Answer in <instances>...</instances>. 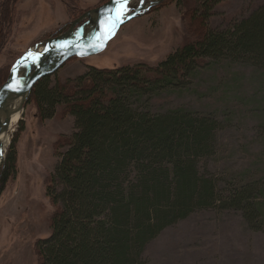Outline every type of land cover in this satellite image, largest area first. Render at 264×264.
I'll list each match as a JSON object with an SVG mask.
<instances>
[{"label": "trees", "instance_id": "16d2710c", "mask_svg": "<svg viewBox=\"0 0 264 264\" xmlns=\"http://www.w3.org/2000/svg\"><path fill=\"white\" fill-rule=\"evenodd\" d=\"M191 1L184 19L192 40L156 66L89 67L73 81L50 86L44 77L33 86L27 103L34 102L39 118L62 107L75 130L55 143L56 152L65 149L45 188L55 211L50 236L34 245L37 264H145V246L194 212L217 207L249 219L256 213L255 185L224 196L199 172V161L215 150L216 120L182 108L148 110V101L183 88L209 63L264 74V5L231 28L210 31L208 14L225 0ZM10 65L0 69V87ZM13 148L0 166V191L15 171Z\"/></svg>", "mask_w": 264, "mask_h": 264}, {"label": "rangeland", "instance_id": "374dc122", "mask_svg": "<svg viewBox=\"0 0 264 264\" xmlns=\"http://www.w3.org/2000/svg\"><path fill=\"white\" fill-rule=\"evenodd\" d=\"M106 1L16 0L6 8L5 0H0L1 16L5 17V9L8 16L7 24L0 26V69L7 70L30 47L64 33ZM149 2L153 0L145 4ZM192 5L191 0H163L151 11L140 12L104 52L70 59L48 76V83L73 81L89 67L156 66L192 40L184 19ZM263 5L264 0H225L209 12L206 25L210 31L231 28ZM128 10L132 12L130 5ZM147 103L151 113L182 108L216 120L215 150L199 161L200 174L215 179L224 196L230 188L251 184L257 195L251 219L239 210L217 207L194 212L150 241L141 260L145 264H264V74L249 66L209 63L197 68L183 88L164 91ZM74 132V120L62 107L41 120L33 101L23 105L5 148L4 160L14 143L16 160L14 174L0 191V264H37L34 245L50 236L55 211L45 188L60 161L57 154L65 149L56 152L55 143Z\"/></svg>", "mask_w": 264, "mask_h": 264}, {"label": "water", "instance_id": "95a60500", "mask_svg": "<svg viewBox=\"0 0 264 264\" xmlns=\"http://www.w3.org/2000/svg\"><path fill=\"white\" fill-rule=\"evenodd\" d=\"M127 13L111 28L113 18L120 12V0H107L103 5L84 13L69 29L55 38L33 45L10 67L0 87V137L7 133L13 115L21 113L33 86L42 78L59 70L70 59H85L101 54L114 39L119 28L142 12L139 8ZM162 0L152 3L154 6ZM114 33L108 35V31ZM5 150L0 142V164Z\"/></svg>", "mask_w": 264, "mask_h": 264}, {"label": "bare ground", "instance_id": "6f19581e", "mask_svg": "<svg viewBox=\"0 0 264 264\" xmlns=\"http://www.w3.org/2000/svg\"><path fill=\"white\" fill-rule=\"evenodd\" d=\"M144 1L145 0H133L129 5H130V7H131V9L132 10H130V11H133L135 8H133V6L132 5H136V7L139 5V9L142 11V12H144V11H146L147 10V7L145 6V3H144ZM163 1V0H162ZM107 2V1H106ZM155 6H157V5H154V6H149L148 7V10L146 11V12H149V11H151V9L153 8V7H155ZM129 11V10H128ZM128 23L126 22L125 24H123L120 28H119V31L117 32V34L122 30V28L123 27H125L126 25H127ZM117 34H116V36L114 37V39L117 37ZM114 39H112L111 41H113ZM110 41V42H111ZM109 42V43H110ZM108 43V44H109ZM108 44H107V46H108ZM106 46V47H107ZM99 55V54H98ZM93 57V56H92ZM80 60V59H79ZM19 119H20V113H17V114H15V115H13L12 116V118H11V121H10V123H9V129H8V131H7V133H5V134H3L1 137H0V142H1V145H2V147H3V149L5 150V148H6V146H7V143H8V139H9V134H8V132H9V130L10 129H12L13 128V126L19 121Z\"/></svg>", "mask_w": 264, "mask_h": 264}, {"label": "snow or ice", "instance_id": "6c2138e0", "mask_svg": "<svg viewBox=\"0 0 264 264\" xmlns=\"http://www.w3.org/2000/svg\"><path fill=\"white\" fill-rule=\"evenodd\" d=\"M120 4H121V7H120V12L119 14L113 18V21H112V25H111V28H114L115 27V24L119 21H122L123 19V16L126 15L127 13V4H128V0H120ZM111 28L109 29L108 31V35H112L114 34L112 31H111Z\"/></svg>", "mask_w": 264, "mask_h": 264}, {"label": "flooded vegetation", "instance_id": "af4514ba", "mask_svg": "<svg viewBox=\"0 0 264 264\" xmlns=\"http://www.w3.org/2000/svg\"><path fill=\"white\" fill-rule=\"evenodd\" d=\"M2 14H3V12H2V10H1V8H0V26H1L2 24H4V23H3L4 17L1 16Z\"/></svg>", "mask_w": 264, "mask_h": 264}]
</instances>
